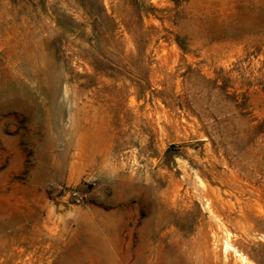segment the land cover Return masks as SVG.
<instances>
[{"label": "rangeland", "instance_id": "1", "mask_svg": "<svg viewBox=\"0 0 264 264\" xmlns=\"http://www.w3.org/2000/svg\"><path fill=\"white\" fill-rule=\"evenodd\" d=\"M255 1L0 0V264H128L127 181L132 225L172 182L184 222L224 174L264 199Z\"/></svg>", "mask_w": 264, "mask_h": 264}, {"label": "bare ground", "instance_id": "2", "mask_svg": "<svg viewBox=\"0 0 264 264\" xmlns=\"http://www.w3.org/2000/svg\"><path fill=\"white\" fill-rule=\"evenodd\" d=\"M250 1L258 3L255 0H238V3L246 6ZM254 3L251 22L249 19L242 22L237 31L240 37L264 32V0L259 14ZM220 179L223 191L203 192L206 221H183L182 209L187 208L185 201L190 196L188 190L183 192L179 183L172 182L163 190L159 189L161 186L156 188L153 199H143L141 206L146 216L142 220L138 208L133 225L130 222L132 202L142 200L133 197L138 184L126 180L128 264L131 261L132 264H264V199L226 174ZM138 224L141 226L135 231ZM190 233L189 240L184 239ZM134 245L137 248L133 257Z\"/></svg>", "mask_w": 264, "mask_h": 264}, {"label": "built area", "instance_id": "3", "mask_svg": "<svg viewBox=\"0 0 264 264\" xmlns=\"http://www.w3.org/2000/svg\"><path fill=\"white\" fill-rule=\"evenodd\" d=\"M74 196H76V194H74Z\"/></svg>", "mask_w": 264, "mask_h": 264}]
</instances>
